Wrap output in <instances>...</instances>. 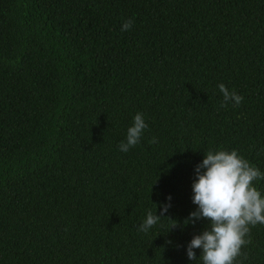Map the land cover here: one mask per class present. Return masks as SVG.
<instances>
[{"label":"trees","instance_id":"1","mask_svg":"<svg viewBox=\"0 0 264 264\" xmlns=\"http://www.w3.org/2000/svg\"><path fill=\"white\" fill-rule=\"evenodd\" d=\"M262 148L264 0H0V264H203L197 165L236 150L264 173ZM249 228L233 264H264Z\"/></svg>","mask_w":264,"mask_h":264},{"label":"clouds","instance_id":"2","mask_svg":"<svg viewBox=\"0 0 264 264\" xmlns=\"http://www.w3.org/2000/svg\"><path fill=\"white\" fill-rule=\"evenodd\" d=\"M133 23L132 19L125 20L121 31L130 30ZM218 87L223 94L221 107H226L230 101L237 106L243 102L244 98L235 91H229L225 84L221 83ZM147 128L143 115L137 113L119 150L126 153L136 146ZM155 142V138L150 141ZM261 150L264 151V148ZM196 175L198 178L192 186V200L198 208L184 223L187 225L198 219H207L209 225L201 234L191 239L187 246V257L190 261H195V249H202L200 256L203 264H233L241 254L242 246L250 243L246 239L250 232L249 225L264 224V196L253 184V181L264 179V173L252 166L236 150H220L205 154L203 161L196 167ZM168 200L169 203L163 205L159 215L151 211L147 213L138 231L147 233L165 217L164 214L171 207V196Z\"/></svg>","mask_w":264,"mask_h":264}]
</instances>
